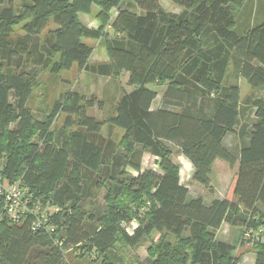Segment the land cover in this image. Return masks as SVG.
I'll return each mask as SVG.
<instances>
[{
    "label": "trees",
    "instance_id": "16d2710c",
    "mask_svg": "<svg viewBox=\"0 0 264 264\" xmlns=\"http://www.w3.org/2000/svg\"><path fill=\"white\" fill-rule=\"evenodd\" d=\"M169 1L182 11L165 10L161 0H131L137 11L122 7L123 0H32L20 11L0 8V184L18 181L29 200L15 221L0 193V264H76L72 252L105 254L118 241L136 245L153 231L169 232L176 243L151 249L150 264H238L236 246L217 239V231L224 223L264 227V97L253 101L249 142L238 150L225 142L237 130L242 100L239 83H226L229 67L253 89L264 86V20L240 34L233 7L244 0ZM95 5L97 29L79 16ZM107 26L114 33L106 44L110 62L90 64L94 47L83 39L107 37ZM76 64L103 76L128 72L134 88L107 122L89 112L102 100L74 90L36 119L27 101L40 70L60 73ZM160 82L166 83L162 105L153 108L159 93L149 86ZM62 113L60 139L54 124ZM106 123L124 130L121 142L103 134ZM174 147L204 186L217 159L237 167L236 200L189 199ZM142 152L158 169L143 168ZM45 211V226L34 229ZM135 217L140 224L130 234L122 224ZM256 250L255 264H264V241Z\"/></svg>",
    "mask_w": 264,
    "mask_h": 264
},
{
    "label": "rangeland",
    "instance_id": "374dc122",
    "mask_svg": "<svg viewBox=\"0 0 264 264\" xmlns=\"http://www.w3.org/2000/svg\"><path fill=\"white\" fill-rule=\"evenodd\" d=\"M25 1L31 2L32 0H4L0 8L13 6L17 11H20ZM122 5L125 7H133L131 0H123ZM161 5L165 10L170 12L179 13L182 11V8L176 6L169 0H161ZM233 10L236 16L235 28L240 34L245 33L248 29L264 20V0H244L242 6L233 7ZM97 11L98 6L95 5L90 14L80 13V19L87 26L89 24H95L97 22L96 20H98L96 16ZM111 14H115V9L112 10ZM54 25V22H51L49 28H54ZM22 26L23 24H19L16 26V29L19 33L24 34ZM105 32L107 37L101 39H83L86 43L94 47V54L90 59V64L110 62L106 44L108 38L113 37L114 33L109 26H107ZM47 33L48 30L42 37L46 36ZM236 82L240 85L242 99L238 130L240 139L244 140L248 137L254 120L255 108L253 101L256 98L264 97V86L253 89L246 79L240 77L235 65L232 64L227 73L226 83ZM149 87L157 90L159 93L158 98L154 101V106H161L166 83H155ZM133 88L129 84L128 72H124L119 76H103L88 71H80L77 64L71 70H64L60 73H52L50 69H43L40 70L38 81L33 86L32 94L27 101V107L32 110L36 119L43 120L54 110L58 102L64 101L68 92L74 90L87 96L94 94L102 100L104 102L103 107L95 106L89 112L91 115L106 120L107 122L109 117L116 114V105L124 92L131 91ZM64 120L65 115L62 113L57 117L54 124L56 136L60 139L66 136L64 132ZM103 134L111 136L117 142H121L124 136V130L112 127L109 123H106L103 127ZM226 144L230 149L238 150L240 147V141L233 135L227 138ZM173 160L180 166V181L188 186L189 199L201 197L206 203H210L212 200L218 198L236 200L234 196V183L237 168L232 167L225 160L219 159L220 161L214 166L213 174L211 175L212 181L209 186H204L194 180L192 161L185 154L181 153L177 147H174ZM141 164L143 168L158 169L155 158L149 154L146 155ZM221 164H224V167ZM1 165L2 161H0V168ZM130 171L135 173L131 168ZM17 182L13 183L6 179L2 180L5 187H9L11 184H16ZM104 193L105 191L100 193L94 209V212L98 214L103 211L105 206ZM28 202L29 200L26 199L25 204ZM140 214L142 215V213ZM139 224L140 219L135 217L132 222H124L122 225L132 234ZM239 230L242 231L239 233ZM237 234L240 235V241L233 254L239 258L238 264H251V258L256 255L257 244L264 241V227H259L256 230H247L242 226H233L229 223H224L219 231H217V239L233 241ZM165 241L176 243V238L169 232L153 231L150 234L144 235L136 245H128L122 241H118L105 254L98 253L97 251H92V253L87 252L83 257H78L80 251L72 252V254L76 264H100L104 259L109 260L111 264H150L152 258L150 250L158 248ZM75 253L78 256H75ZM68 256L70 257V255Z\"/></svg>",
    "mask_w": 264,
    "mask_h": 264
},
{
    "label": "built area",
    "instance_id": "2783aa9c",
    "mask_svg": "<svg viewBox=\"0 0 264 264\" xmlns=\"http://www.w3.org/2000/svg\"><path fill=\"white\" fill-rule=\"evenodd\" d=\"M0 193L5 197V211L12 215L15 221L20 220V215H22L27 210V205L23 200L24 192L19 187V185L11 184L9 187H5L3 184H0ZM48 221V214L41 212L40 216L37 217L33 222V228L38 229L45 226ZM51 230H54V227H49Z\"/></svg>",
    "mask_w": 264,
    "mask_h": 264
},
{
    "label": "crops",
    "instance_id": "0c3cea01",
    "mask_svg": "<svg viewBox=\"0 0 264 264\" xmlns=\"http://www.w3.org/2000/svg\"><path fill=\"white\" fill-rule=\"evenodd\" d=\"M122 7H125V6H123L122 5ZM130 9H132V10H134V11H137V9L134 7V5H133V7H129ZM115 12H116V9H115ZM80 15V14H79ZM97 22L95 23V24H89L88 25V27H91V28H95V29H97V28H99V26H100V22H98L99 20H96ZM94 54V53H93ZM158 98V97H157ZM153 108H156L155 106H154V102H153V106H152ZM254 121H255V118H254V120H253V123H254ZM240 123V122H239ZM239 125V124H238ZM231 135H233V136H235V137H237V140H239L240 141V147L242 146V145H245V144H247L248 142H249V136L246 138V139H244V140H241L240 139V136H239V130H238V126H237V130H236V132L235 133H232V134H228L227 136H226V138H225V142H226V140H227V138L228 137H230ZM239 147V148H240ZM147 154H149V153H147V152H143V154L141 155V160H142V163H143V159L146 157V155ZM149 155H151V154H149ZM152 156V155H151ZM220 160L219 159H217L216 161H215V163H214V166L219 162ZM223 167H224V164H221ZM226 167V166H225ZM235 168H237V167H235ZM214 169V168H213ZM193 172H194V169H193ZM182 183V182H181ZM183 185H185L184 183H182ZM185 186H187V185H185ZM188 187V186H187ZM223 226V225H222ZM221 226V227H222ZM219 231V230H218ZM242 230H239V233L241 232ZM239 234H237V236H235L234 237V239H233V241H227V240H222V241H226V242H228V243H231L232 245H234V246H238V244H239V238H240V235L238 236ZM251 264H255V256H253V258H251Z\"/></svg>",
    "mask_w": 264,
    "mask_h": 264
}]
</instances>
